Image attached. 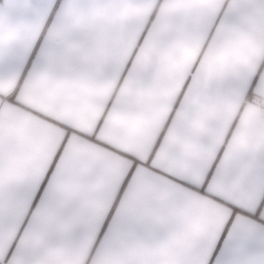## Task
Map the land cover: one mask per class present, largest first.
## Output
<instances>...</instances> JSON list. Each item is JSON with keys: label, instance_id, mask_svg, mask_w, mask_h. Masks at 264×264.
<instances>
[{"label": "snow or ice", "instance_id": "6c2138e0", "mask_svg": "<svg viewBox=\"0 0 264 264\" xmlns=\"http://www.w3.org/2000/svg\"><path fill=\"white\" fill-rule=\"evenodd\" d=\"M0 264H264V0H0Z\"/></svg>", "mask_w": 264, "mask_h": 264}]
</instances>
